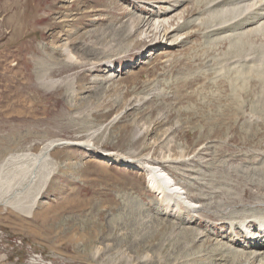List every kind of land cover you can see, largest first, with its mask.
<instances>
[{"label": "rangeland", "instance_id": "374dc122", "mask_svg": "<svg viewBox=\"0 0 264 264\" xmlns=\"http://www.w3.org/2000/svg\"><path fill=\"white\" fill-rule=\"evenodd\" d=\"M214 1L0 0V264L244 259L238 229H264V24L244 19L264 0ZM67 49L83 63L65 66ZM50 141L65 144L34 160ZM149 167L198 208L178 215ZM244 220L251 231L231 229Z\"/></svg>", "mask_w": 264, "mask_h": 264}, {"label": "bare ground", "instance_id": "6f19581e", "mask_svg": "<svg viewBox=\"0 0 264 264\" xmlns=\"http://www.w3.org/2000/svg\"><path fill=\"white\" fill-rule=\"evenodd\" d=\"M155 1V3H157L158 2V0H154ZM177 1V0H176ZM201 1V0H200ZM203 1V0H202ZM206 0H204V2H205ZM214 1V0H213ZM221 1L222 0H218V1H214L215 3H216V5H218V4H220L221 3ZM224 1V0H223ZM232 1V0H231ZM236 1H238V0H236ZM240 1V0H239ZM258 1V0H257ZM260 1H262V0H260ZM166 2V1H165ZM164 2V3H165ZM208 2V1H207ZM226 2V1H225ZM229 2V1H228ZM228 2L226 3V4H228ZM234 2V1H233ZM241 2V1H240ZM243 2H245V1H243ZM179 3V2H178ZM209 3V2H208ZM211 3V2H210ZM214 3V4H215ZM231 3V2H230ZM236 3V2H235ZM246 3H247V1H246ZM258 3H259V1H258ZM257 3V4H258ZM261 3V2H260ZM237 4V3H236ZM239 4V3H238ZM242 4H244V3H242ZM257 4L255 5L256 7H258L257 6ZM263 3H261V5H262ZM199 5V4H198ZM208 5V4H207ZM221 5V4H220ZM224 5V4H223ZM233 5V4H232ZM172 6V5H171ZM236 6H238V5H236ZM255 6H252V7H255ZM196 7H198V6H196ZM211 7V6H210ZM218 7V6H217ZM220 7V6H219ZM247 7V6H246ZM13 8V7H12ZM157 8V7H156ZM228 8V7H227ZM243 8V7H242ZM242 8L240 7L239 9H241V10H239V11H243L242 10ZM249 8V7H248ZM248 8H247V10H248ZM261 8V7H260ZM11 9V8H10ZM193 9V8H192ZM199 9V8H198ZM219 9V8H218ZM235 9V8H234ZM253 9H255V8H253ZM253 9H252V11H253ZM259 9V8H258ZM170 10V9H169ZM220 10V9H219ZM206 11H208V10H206ZM212 11V10H211ZM210 11V12H211ZM216 13H217V11H215ZM233 12V11H232ZM235 12H237V11H235ZM250 12H251V10H250ZM164 13V12H163ZM193 13V12H192ZM203 13V12H202ZM239 13V12H238ZM241 13V12H240ZM247 13V11L245 12V14ZM248 13H249V11H248ZM242 14V13H241ZM243 14H244V12H243ZM243 14L242 15H240V16H243ZM160 15H162V14H160ZM173 15V14H172ZM227 15V14H226ZM230 15V14H229ZM232 15H234V14H232ZM252 15V16H251ZM250 16H247L245 19H244V21L245 22H247V24H253V28H254V26H255V28L257 29V25L258 24H264V9H260V10H258V13H256V14H251ZM174 16H176V15H174ZM228 16V15H227ZM227 16H226V18H227ZM238 16V15H237ZM149 17V16H148ZM147 17V18H148ZM173 17V16H172ZM171 16L169 17V18H166L164 21H162V19H161V21L162 22H159V24H158V26H160L161 28H165V24H169V25H172V22L173 21H169V20H171V18H172ZM220 17V16H219ZM222 17V16H221ZM223 17H225V16H223ZM231 17H233V16H231ZM234 17H235V15H234ZM243 17H245V16H243ZM156 18V17H155ZM228 18L230 19V16H228ZM228 18L227 19H221L222 21H224V20H226V21H228ZM238 18H239V16H238ZM159 20V19H158ZM209 20V19H208ZM232 20H233V18H232ZM132 21V20H131ZM149 21V20H148ZM148 21L147 20H145V19H141L140 17L138 18H134L133 19V21L131 22L132 23V25L133 24H135V26H134V28L137 30L138 29V27H139V25L142 23H146V24H148L149 25V23H148ZM218 21V20H217ZM225 21V22H226ZM235 21H237V20H235ZM211 22V21H210ZM220 22V21H219ZM229 22V21H228ZM245 22H244V24H245ZM151 23V22H150ZM156 23V22H155ZM216 23V22H215ZM223 23V22H222ZM222 23H221V25H222ZM231 23H233V21H231L229 24L231 25ZM210 24V23H209ZM214 24V23H213ZM212 24V26H214ZM227 24V23H226ZM225 24V25H226ZM228 25V24H227ZM243 25V24H242ZM143 26V25H142ZM260 26V28L262 27L261 25H259ZM132 27V26H131ZM147 27V26H146ZM150 27V26H149ZM203 27V26H202ZM205 27H208V26H205ZM209 27H211V26H209ZM217 27V26H216ZM226 27V26H225ZM250 27H252V26H250ZM264 27V26H263ZM129 28L130 27H128V28H126L127 30H129ZM222 28V27H221ZM132 29V28H131ZM150 29V28H149ZM171 29V28H170ZM179 29H180V27H179ZM213 29V28H212ZM220 29V28H219ZM245 29V28H244ZM256 29H252V28H249V29H247V30H244L245 32H249V33H247V38H251V35L250 34H252V33H254L255 34V36H253L254 37V39H257L256 37H257V35H258V33H257V31H255ZM258 29H259V27H258ZM262 29V28H261ZM133 30V29H132ZM131 30V31H132ZM139 30V29H138ZM177 30V28L175 29V27H174V29L172 28L171 29V32H174V31H176ZM206 30V29H205ZM208 30V29H207ZM215 30V29H214ZM214 30H212V31H214ZM228 29L227 28H224V30L223 31H227ZM134 31V30H133ZM156 31V30H155ZM154 31V32H155ZM163 31V30H162ZM167 31H169L168 29L165 31V34H167V33H171V32H167ZM233 31V30H232ZM240 31V30H239ZM243 31V32H244ZM261 31V30H260ZM130 32V31H129ZM137 32V31H136ZM206 32V31H205ZM241 32V31H240ZM240 32H239V34H240ZM244 32V33H245ZM259 32V31H258ZM262 32H263V29H262ZM111 33V32H110ZM134 33H135V31H134ZM164 33V32H163ZM177 33V32H176ZM209 33H211V30L209 31ZM229 33H230V31H229ZM228 33V34H229ZM260 33V32H259ZM105 34V33H104ZM117 34V33H116ZM156 34V33H155ZM159 34V33H158ZM164 34V35H165ZM234 34H235V32H234ZM233 34V35H234ZM262 34H264V33H262ZM152 35V34H151ZM170 35V34H169ZM212 35V34H211ZM214 35V34H213ZM227 35V34H226ZM236 35V34H235ZM261 35V34H260ZM89 36V35H88ZM114 36H115V34H114ZM204 36H205V34H204ZM203 36V37H204ZM218 36V35H217ZM216 36V38H218ZM244 35H242L241 36V34L240 35H238L237 36V38H235V42H237L236 44H238V41H239V39H238V37L240 38V37H243ZM262 36V35H261ZM116 37V36H115ZM168 36H166V38H167ZM209 37V36H208ZM211 37V36H210ZM224 37V36H223ZM233 37V36H232ZM244 37H246V36H244ZM113 38V37H112ZM148 38H149V36H148ZM155 35H154V38L152 39V40H150L149 42H153V41H155ZM164 38H165V36H164ZM213 38V37H212ZM220 38V37H219ZM264 38V37H263ZM262 38V39H263ZM145 39V38H144ZM221 39V38H220ZM225 39H227L228 40V38H222L221 40L223 41H225ZM243 39V38H242ZM260 39V38H259ZM170 40V39H169ZM207 40V39H206ZM210 40H212V39H210ZM215 40V39H214ZM226 40V41H227ZM230 40V39H229ZM228 40V41H229ZM237 40V41H236ZM241 40V39H240ZM121 41V40H120ZM147 41V40H146ZM220 41V40H219ZM243 41V40H242ZM246 41V40H245ZM255 41V40H254ZM257 41V40H256ZM140 42H142L141 40L139 41H136V45L137 44H140ZM145 42V41H144ZM148 42V43H149ZM206 42V41H205ZM214 42V41H213ZM231 42H233V41H231ZM250 42V41H249ZM100 43V42H99ZM217 43H219V42H217ZM222 43V42H221ZM228 43V45L229 44H231V43H229V42H227ZM248 43V42H247ZM147 44V43H146ZM146 44H144V45H146ZM150 44V43H149ZM148 44V45H149ZM155 44V43H154ZM154 44L151 46V49H153V46H154ZM176 44V43H175ZM214 44V43H213ZM212 44V45H213ZM224 44V43H223ZM240 44V43H239ZM238 44V45H239ZM242 44V43H241ZM252 44V43H251ZM207 45H208V43H207ZM218 45V44H217ZM225 45V44H224ZM232 45V44H231ZM248 45V44H247ZM94 46V49H96L97 47L95 46V45H93ZM111 46V45H110ZM219 46V45H218ZM236 46V45H235ZM96 47V48H95ZM109 47V46H108ZM131 47V46H130ZM150 47V46H149ZM211 47V46H210ZM213 47V46H212ZM211 47V48H212ZM221 47V46H220ZM252 47H253V45H252ZM263 47V46H262ZM90 48H92V47H90ZM100 48H102V47H99V49ZM105 48L106 49H108L106 46H105ZM142 48V47H141ZM250 48H251V46H250ZM249 48V49H250ZM254 48V47H253ZM72 49V48H71ZM83 49H86V48H83ZM98 49V48H97ZM98 49V50H99ZM103 50H105L104 48H102ZM109 49H110V47H109ZM218 49V48H217ZM255 49H257V48H254V50ZM260 49H261V47H260ZM262 49H264V47L262 48ZM261 49V50H262ZM98 50H96V51H98ZM103 50H102V52H103ZM129 50V49H128ZM212 50V49H211ZM230 50V49H229ZM234 50V49H233ZM253 50V49H252ZM260 50V51H261ZM62 51V50H61ZM87 51H88V49H87ZM89 51H91L90 49H89ZM88 51V52H89ZM93 51V50H92ZM91 51V52H92ZM228 51V50H227ZM238 51V50H237ZM250 51V50H249ZM259 51V50H258ZM100 52H101V50H100ZM108 52V51H107ZM106 52V53H107ZM111 52V51H110ZM230 52V51H229ZM253 52H256V53H254V54H257V51H253ZM264 51L262 50V53H263ZM62 53V56L64 55V58L66 59V63L64 64L65 66H70V65H79V64H82L83 62H82V59L84 58V57H82L81 58V56L80 57H74V55H73V53L69 50V49H67V50H65V51H63V52H61ZM85 53V52H84ZM125 53V52H124ZM123 53V54H124ZM241 54H242V52H240ZM248 52L246 51L245 53H243L244 54V56H247V57H250L249 55H251V53L249 54V55H246ZM81 54V53H80ZM91 54V53H90ZM97 54V53H96ZM113 54V53H112ZM116 54V53H115ZM122 54V53H121ZM232 54V55H231ZM231 54H229V55H231V56H233V58L236 56V58H238L237 56L239 55V54H235V56H234V54L232 53V51H231ZM253 54V55H254ZM258 54H261V53H259L258 52ZM103 55H105V54H103ZM110 55V54H109ZM153 55V53L151 54V56ZM253 55H251V56H253ZM261 55H264V53L263 54H261ZM86 56V55H85ZM89 56V55H88ZM91 56V55H90ZM110 56H112V55H110ZM123 56V55H122ZM241 56V58H242V55H240ZM258 56V55H257ZM87 57V56H86ZM107 56L105 55V58H106ZM223 57H225V56H223ZM226 57H228V56H226ZM259 57V56H258ZM104 58V59H105ZM231 58V60H232V57H230ZM235 58V59H236ZM241 58L239 57L238 59H237V62H238V60H241ZM245 58V57H244ZM244 58H242V59H244ZM251 58V57H250ZM87 59V58H86ZM229 59V58H228ZM247 58H245L244 60H246ZM264 59V58H263ZM92 60H93V58H92ZM102 60V59H101ZM222 60H225V58L223 59L222 58ZM254 60V59H253ZM260 60V59H259ZM262 60V59H261ZM94 61V60H93ZM99 61V60H98ZM218 61V60H217ZM226 61H230V60H227V58H226ZM243 61V60H242ZM251 61H252V59H251ZM89 62V61H88ZM87 62V63H88ZM112 62V61H111ZM130 62H132V60H130ZM180 62V61H179ZM224 62V61H223ZM222 62V63H223ZM232 62H233V60H232ZM253 63H254V61H252ZM263 61H261L260 63H262ZM85 63V62H84ZM99 63V62H98ZM97 62H96V64H98ZM174 63V62H173ZM219 63V62H218ZM221 63V62H220ZM227 63V62H226ZM231 62H229L228 64L229 65H232L233 63H231ZM235 64H238V63H236V62H234ZM240 63V62H239ZM244 63H246V62H244ZM252 63V64H253ZM256 63V62H255ZM264 63V62H263ZM90 64V63H89ZM102 64V63H101ZM180 64V63H179ZM224 64V63H223ZM63 65V66H64ZM178 65V64H177ZM219 65H221V64H219ZM225 66H226V64H224ZM229 65H227V66H229ZM224 66V67H225ZM226 66V67H227ZM235 66V65H234ZM101 67H102V65H101ZM113 65H111V67H109L110 68V70H111V68L113 69ZM225 67V68H226ZM230 67V66H229ZM254 67V66H253ZM76 68V67H75ZM232 68V67H231ZM257 68V67H256ZM90 70H91V68H89ZM105 69V68H104ZM172 69H173V67H172ZM233 69V68H232ZM235 70H236V68H234ZM233 69V70H234ZM247 69H248V67H247ZM263 69V68H262ZM87 70V69H86ZM109 70V71H110ZM232 70V71H233ZM258 70V69H257ZM259 70H260V68H259ZM108 71V72H109ZM263 71V70H262ZM62 72V71H61ZM106 72V71H105ZM230 72V71H229ZM234 72H236V71H234ZM249 72H250V70H249ZM254 73H255V71H254ZM198 74H200V73H198ZM204 74V73H203ZM251 75H253V74H251ZM250 75V76H251ZM255 75H256V73H255ZM257 76V75H256ZM41 77V76H40ZM187 77H190V76H187ZM185 78V79H188V78ZM195 77V76H194ZM198 77V76H197ZM255 76H253V78H254ZM264 77V76H263ZM190 78H192V76L190 77ZM199 78V77H198ZM197 78V79H198ZM252 80H253V78H252V76L250 77ZM79 79V78H78ZM184 79V80H185ZM201 79V78H200ZM200 79H199V81H200ZM192 80V79H191ZM194 80H195V78H194ZM255 80V79H254ZM79 81V80H78ZM189 81V83H188V85L190 84V80H188ZM188 81H186V83L185 84H187V82ZM202 81V80H201ZM181 82H182V80H181ZM181 82H180V84H181ZM248 82V81H247ZM184 83V82H183ZM182 83V84H183ZM192 83V82H191ZM194 83V82H193ZM179 84V83H178ZM198 84V83H197ZM56 86V82L54 83L53 82V85L52 86ZM192 85V84H191ZM194 85V84H193ZM179 86V85H178ZM181 86V85H180ZM183 86V85H182ZM185 86V85H184ZM261 86V85H260ZM81 87V86H80ZM186 87V86H185ZM189 87V86H188ZM179 88H181V87H179ZM184 88V87H183ZM192 88V87H191ZM261 88V87H260ZM262 89V88H261ZM81 90V89H80ZM180 90V89H179ZM182 92L184 91V90H181ZM178 92V91H177ZM186 96V95H185ZM187 96H189V95H187ZM186 96V97H187ZM180 97V96H179ZM182 97H184V95L182 96ZM189 97H191V96H189ZM188 97V98H189ZM176 99V98H175ZM180 100V99H179ZM88 142V141H87ZM69 143V142H68ZM90 143V142H89ZM65 143H59V144H56L55 142H49V143H47L45 146H44V148L42 149V151H41V153L38 155V156H36V157H32L34 160L36 159H38V158H43V156H45L49 151H51L54 147H58V145H64ZM75 145H78V146H86V147H89V144H87V143H83V142H75L74 143ZM105 156H108V159H111V160H118V162H123V163H125L126 164V166H128V167H134L133 165H131L132 163H134V161L132 160V159H128V158H125L124 156H122V155H119V154H114V153H103ZM47 156V155H46ZM45 156V157H46ZM27 156H25V155H21V156H19L18 158L19 159H21L22 161H23V159H25V160H27L28 158H26ZM47 158V157H46ZM24 160V161H25ZM29 160V159H28ZM42 160V159H41ZM29 161H31V160H29ZM46 162V161H45ZM48 162V161H47ZM29 163V162H28ZM36 163V162H35ZM42 163V162H41ZM43 163H44V161H43ZM135 168V167H134ZM147 168V167H146ZM150 168V167H149ZM148 171V170H147ZM161 171L160 170H158V169H153V167H151L150 169H149V181H151V184H150V187H151V189L154 191L153 193H158V194H162L163 196H165L166 198H167V200H170V201H167V202H171V201H173L175 204H176V207H177V209L179 210H176V211H178V215H180V213H183V212H188V211H190V210H196L198 207L196 206V205H194V204H192L190 201H183L182 200V198H181V196H183V192L182 191H180L177 187H175V185H173V184H171V183H167V182H165L164 180H163V178H162V176H161ZM160 198H161V196H160ZM162 201V200H161ZM172 202V204H174ZM160 203H162V202H160ZM166 204V203H165ZM168 205V204H167ZM163 206H164V204H163ZM173 206V205H172ZM173 209L175 210L176 208H174L173 207ZM198 211V210H197ZM167 212H168V210H167ZM166 212V213H167ZM191 212V211H190ZM235 212V211H234ZM173 213H174V211H173ZM233 213V212H232ZM248 213V212H247ZM175 214H176V212H175ZM224 214V213H223ZM226 214H227V212H226ZM193 215V214H192ZM228 215H229V213H228ZM243 215H246V214H243ZM171 216V215H170ZM176 215H174V217H175ZM221 216V215H220ZM227 216V215H226ZM225 216V217H226ZM248 216V215H247ZM253 216V215H252ZM179 217H181V216H179ZM231 217V216H230ZM233 217V216H232ZM237 217H239V215L237 214ZM243 217V216H242ZM241 217V218H242ZM246 217V216H245ZM250 217V216H249ZM255 217V216H254ZM260 217H262V216H260ZM178 218V217H177ZM224 217H222V219H223ZM233 218H235V217H233ZM233 218H231L232 220H233ZM179 219H181V218H179ZM179 219H177L178 221H180ZM220 219H221V217H220ZM221 219V220H222ZM239 219V218H238ZM258 220V219H257ZM255 221V223H258V221ZM263 220V219H262ZM261 220V221H262ZM223 221H224V219H223ZM226 221V220H225ZM228 221V220H227ZM242 221V220H241ZM253 221V220H252ZM230 222H232V221H230ZM229 222V223H230ZM234 222V221H233ZM237 222V221H236ZM235 222V223H236ZM246 223L247 222H245V220H244V222L243 223H236L235 225L233 224H231V229H233L234 227H236V229L237 228H243L244 227V225L246 226ZM224 224V222H222V224H220V226H222ZM174 225V224H173ZM175 225H177L176 223H175ZM179 225V224H178ZM177 225V226H178ZM230 225V224H229ZM224 226V225H223ZM259 226V225H258ZM260 227V226H259ZM258 227V228H259ZM217 229V228H216ZM235 229V230H236ZM246 229L247 230H249V231H251L250 230V226H249V223H247V226H246ZM239 231H240V233H239V237H242V239L243 238H248V240L251 242L250 244L249 243H246V244H248V245H245L246 246V248H247V250H248V252H246V253H244L245 254V256L243 255V257H244V259H242V258H239V256H237L236 257V253L234 254V255H232V256H230V260H227V258L226 257H224V256H221V251L222 250H224V251H227L226 249H223V247H218V249H216V247H215V250L216 251H218V254L221 256V258L219 257V255L217 254L216 256H218L219 258H220V260H222V264H264V251L263 250H261V249H263V247H264V244L263 243H260L259 242V240H260V238H261V240H263L264 239V229H261L260 228V230L263 232V233H259V234H257V235H253V233L252 232H250V233H247V232H242L241 231V229H238ZM244 230V229H243ZM192 232H193V230H191ZM189 232V231H188ZM197 232V231H196ZM194 233V232H193ZM186 234V233H185ZM188 234V233H187ZM200 234V233H199ZM217 234V233H216ZM202 235V234H201ZM251 235H253L254 237H256V238H252L251 237ZM186 236V235H185ZM191 236V235H190ZM190 236H189V238H190ZM196 236H197V233H196ZM195 236V237H196ZM215 236H218V235H215ZM247 236V237H246ZM205 237V236H204ZM188 238V239H189ZM192 238H193V236H192ZM201 238H203V236L201 237ZM194 239V238H193ZM191 240V239H190ZM238 240V239H237ZM186 242V241H185ZM195 242V241H194ZM207 242V241H206ZM228 242L231 244V245H237L238 243L235 241V240H233V239H228ZM252 242H254V243H252ZM190 243V242H189ZM192 243V242H191ZM193 244V243H192ZM222 245V244H221ZM220 244H219V246H221ZM239 245V244H238ZM187 246H189L188 244H187ZM222 246H224V245H222ZM244 246V247H245ZM242 247H243V245H242ZM184 248V247H183ZM216 251H214V254H215V252ZM230 251V250H229ZM229 251H227V252H229ZM212 252V251H211ZM210 252V253H211ZM234 252V251H233ZM204 253H208V251H205ZM230 253H232V252H230ZM215 256V255H214ZM226 256H227V254H226ZM241 256H242V254H241ZM205 258V257H204ZM202 259V258H201ZM217 259V258H216ZM207 260V259H206ZM203 261V260H202ZM145 262V261H144ZM209 262H211L210 260H209ZM208 262V263H209ZM214 262H217V261H214ZM204 263V262H203ZM202 263V264H203ZM207 263V264H208ZM219 264H220V262H218ZM205 264V263H204ZM210 264V263H209ZM213 264V263H212ZM216 264V263H215Z\"/></svg>", "mask_w": 264, "mask_h": 264}]
</instances>
